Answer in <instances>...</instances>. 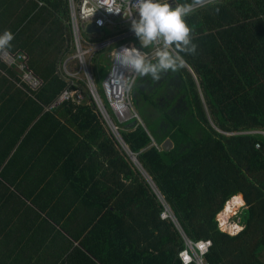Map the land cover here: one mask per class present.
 <instances>
[{
  "label": "trees",
  "instance_id": "16d2710c",
  "mask_svg": "<svg viewBox=\"0 0 264 264\" xmlns=\"http://www.w3.org/2000/svg\"><path fill=\"white\" fill-rule=\"evenodd\" d=\"M68 19L67 0H0V33L14 34L6 50L26 51L43 81L36 91L21 85L0 61V180L53 222L52 243L57 226L70 228L87 262L182 264L186 237L212 241L204 264H264V0H214L186 18L196 54L159 81L137 76L131 97L141 124H121L126 151L84 82L70 87L81 90L80 103L48 109L68 85L59 71L74 51ZM108 51L91 57L98 80ZM154 188L180 229L162 219ZM238 194L242 229L231 236L217 215Z\"/></svg>",
  "mask_w": 264,
  "mask_h": 264
},
{
  "label": "built area",
  "instance_id": "2783aa9c",
  "mask_svg": "<svg viewBox=\"0 0 264 264\" xmlns=\"http://www.w3.org/2000/svg\"><path fill=\"white\" fill-rule=\"evenodd\" d=\"M38 3L43 4V2L39 1ZM67 5L69 13L67 23L69 26L71 44L74 48V53L72 56H68L62 61L61 69L59 70L62 77L68 82L67 88L61 92L54 102L50 103L48 109L69 100L75 102L76 104L80 103L83 99L81 90H71L70 87L73 86L75 82H84L105 127L109 131V134L114 140H116L118 145L126 151L123 139L120 135V130L122 129L121 124L132 118H135L139 123L141 121L133 108L131 97L132 87L134 86L137 76L133 73H129L127 69L122 68L118 62L113 59L115 50L119 51L123 47H136L141 51L147 52L149 56L154 59L156 46H153L148 50H144L135 46L132 42H122L113 49L108 72L101 82V89L104 96L103 101L96 89L92 72L87 67L85 56L91 51L92 47H85L83 45L81 29H85L88 23H93L95 27H99L101 30L107 24H118V19L130 24L133 18H138L134 0H67ZM107 8L113 9L114 11L110 12ZM124 31L113 39L120 40L124 38V36L130 35L127 34V31L125 32L126 35L124 34L122 38H120V35L123 34ZM130 32L131 34H135L132 29ZM109 42L110 41H107L102 44L107 45ZM72 60H75L77 63L78 68L76 71H72L69 67ZM0 61L7 67L13 68L18 73L21 85L23 84L35 91L42 87L43 81L29 66V56L26 51L17 50L15 52H9L8 50H2L0 52ZM114 68L118 72L123 73L124 76L117 77L116 75H113L112 73ZM80 75L83 77L81 78ZM125 81H127V83H125ZM256 147H258V145H256ZM127 153L130 155L129 152ZM154 189L156 190V188ZM156 192L159 194L164 205L161 213L162 219L168 218L172 220L180 229L175 216L171 212L167 203H165L164 198L157 190ZM236 211L237 210L231 212L232 214L227 217L228 222L231 216L237 213ZM221 213H223V210L218 213L219 216ZM219 216L217 218L219 228L228 233V235H237L242 226H240L238 222H233L231 226L232 229H225L224 223ZM184 245V249L178 254L182 264H204L203 256L208 253L209 248L212 246V241L199 240L197 242H192L184 237Z\"/></svg>",
  "mask_w": 264,
  "mask_h": 264
},
{
  "label": "clouds",
  "instance_id": "9594fccd",
  "mask_svg": "<svg viewBox=\"0 0 264 264\" xmlns=\"http://www.w3.org/2000/svg\"><path fill=\"white\" fill-rule=\"evenodd\" d=\"M213 2L214 0H185L173 6L169 0H134L138 18L131 20V29L140 39L143 49L156 46L155 58L136 47H123L119 51L115 50L113 59L129 73L141 78L150 76L153 81H159L164 72H178L186 66L185 55H194L197 51V45L193 42L195 28L187 23L186 18ZM215 10L219 12V8ZM13 39L11 30L5 29L0 33V51L11 48ZM112 74L117 77L124 76L115 68ZM242 206L244 203L236 210H240ZM239 225L242 226L240 223Z\"/></svg>",
  "mask_w": 264,
  "mask_h": 264
},
{
  "label": "crops",
  "instance_id": "0c3cea01",
  "mask_svg": "<svg viewBox=\"0 0 264 264\" xmlns=\"http://www.w3.org/2000/svg\"><path fill=\"white\" fill-rule=\"evenodd\" d=\"M15 169L13 165V174ZM10 184L0 180V264H101L94 258H90L91 262L81 258L86 248L71 241L70 228L63 230L57 226V240L52 243L53 222H47L46 215L32 207Z\"/></svg>",
  "mask_w": 264,
  "mask_h": 264
},
{
  "label": "rangeland",
  "instance_id": "374dc122",
  "mask_svg": "<svg viewBox=\"0 0 264 264\" xmlns=\"http://www.w3.org/2000/svg\"><path fill=\"white\" fill-rule=\"evenodd\" d=\"M117 23L118 24H107L99 32H87L85 29H81V35L83 38V45L85 47H92L91 51L88 52L87 55L85 56L87 67L94 74V81H95L94 83H95L96 89H97V91H98V93H99V95L103 101H104V96H103L102 89H101L102 80H98L96 78L94 62L93 63L90 62L91 57L94 55V52L100 48H104V49L109 50L108 55L110 57V59H109V61H110L113 49L116 48L122 42H126V43L132 42L135 44V46L142 48L140 42H138V37L135 34H131V32H130L131 31V23L128 24V22H125L121 19H118ZM122 31H124V33L120 35V38H122V36L127 31H128L127 34H130V35L124 36V38H122L123 40H120V41L113 39L114 37H116V35L120 34ZM107 41H110L109 44H107V45L102 44L103 42H107ZM148 49H144V50H148ZM73 53H74V51H73ZM73 53H71V55H69V56H72ZM61 65L59 66V70L61 69ZM69 67L72 71H76L78 68L76 61L72 60L69 64ZM80 77L82 78L83 76L80 75ZM240 210H241V207H240ZM240 210H237L236 211L237 213H235L231 216V218L229 219V224L227 223V225H225L224 228H226V226L227 227L232 226L233 222H239ZM230 214H232V213L230 212ZM218 216H219V214L217 215V218H218ZM226 229H228V228H226ZM261 253L262 254H260L261 255L260 258H262V260L264 261V250Z\"/></svg>",
  "mask_w": 264,
  "mask_h": 264
},
{
  "label": "bare ground",
  "instance_id": "6f19581e",
  "mask_svg": "<svg viewBox=\"0 0 264 264\" xmlns=\"http://www.w3.org/2000/svg\"><path fill=\"white\" fill-rule=\"evenodd\" d=\"M241 204H243V197L241 196V194H238L234 196L232 199L231 198L229 199L223 210V213H221L219 216L222 222L224 223V226L227 225V223L229 224L227 217L230 215V212L236 210ZM226 228H228L229 230L232 229L231 226L230 227L226 226Z\"/></svg>",
  "mask_w": 264,
  "mask_h": 264
},
{
  "label": "water",
  "instance_id": "95a60500",
  "mask_svg": "<svg viewBox=\"0 0 264 264\" xmlns=\"http://www.w3.org/2000/svg\"><path fill=\"white\" fill-rule=\"evenodd\" d=\"M86 31L87 32H98L100 30L99 27H95L93 23H88L86 25ZM141 123V121H140ZM172 147V141L169 140V139H165L163 142H162V148L165 150V151H168L170 150ZM131 154V153H130ZM133 162H137L136 159L134 157L131 158Z\"/></svg>",
  "mask_w": 264,
  "mask_h": 264
}]
</instances>
